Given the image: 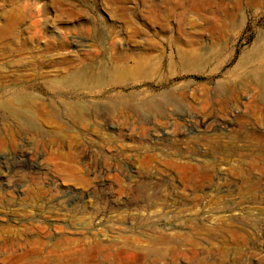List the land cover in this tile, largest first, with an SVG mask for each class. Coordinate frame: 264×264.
Masks as SVG:
<instances>
[{
    "label": "rangeland",
    "instance_id": "obj_1",
    "mask_svg": "<svg viewBox=\"0 0 264 264\" xmlns=\"http://www.w3.org/2000/svg\"><path fill=\"white\" fill-rule=\"evenodd\" d=\"M263 83L264 0H0V264H264Z\"/></svg>",
    "mask_w": 264,
    "mask_h": 264
},
{
    "label": "bare ground",
    "instance_id": "obj_2",
    "mask_svg": "<svg viewBox=\"0 0 264 264\" xmlns=\"http://www.w3.org/2000/svg\"><path fill=\"white\" fill-rule=\"evenodd\" d=\"M190 50V49H189ZM191 51V50H190ZM198 52H199V50H198ZM186 53V52H185ZM197 53V52H196ZM263 52H261V54H262ZM190 54V53H189ZM198 54V53H197ZM184 54H182V56H183ZM194 56V55H193ZM200 56H202V54L200 55ZM184 57H186V54H185V56H183V58ZM188 57H189V55H188ZM197 57H198V55H197ZM205 57V56H204ZM142 58V57H141ZM182 58V59H183ZM187 58V57H186ZM185 60H189V59H185ZM189 62V61H188ZM187 62V63H188ZM186 63V62H185ZM186 63V64H187ZM192 63V62H191ZM120 64H122V63H119V65L118 64H116L115 66H117V67H115V74H114V78H115V82H118L119 84L120 83H125V80H126V78L128 77H130V78H137V77H140V76H142V77H150L151 75H153L156 71H158V72H160L159 71V68H155V70H153V72L151 73V71L152 70H150V69H144L145 68V61H141V60H139L138 62H137V65L135 66V67H133V68H126L125 66H123V64L122 65H120ZM191 65V64H190ZM187 66V65H186ZM182 68H184V67H182ZM188 68V67H187ZM189 69V68H188ZM187 69V70H188ZM161 70V69H160ZM189 70H191V69H189ZM147 71H148V73H147ZM261 73H263V72H261ZM160 77H162V75H159ZM263 76V75H262ZM262 78V77H261ZM260 79V78H259ZM262 80V79H261ZM231 84V83H230ZM229 84V85H230ZM264 84V83H263ZM222 85H224V84H222ZM220 86L221 88L223 87V86ZM226 86L227 87H229L227 84H226ZM230 88V87H229ZM264 88V87H263ZM186 89V88H185ZM235 89V88H234ZM233 90V89H232ZM226 91H230V90H227L226 89ZM222 92H223V89H222ZM225 92V91H224ZM231 92V91H230ZM175 93V92H174ZM178 93H180V92H178ZM183 93V92H182ZM226 93V92H225ZM184 94V93H183ZM161 96H162V94H161ZM165 96V95H164ZM171 96H173V93H172V95ZM176 96H177V94H176ZM180 96V95H179ZM178 96V97H179ZM163 97V96H162ZM161 98V97H160ZM160 98H159V101H160ZM182 98H183V96H182ZM27 99V98H26ZM25 99V100H26ZM165 99H166V96H165ZM168 99H169V97H168ZM24 100V101H25ZM31 100V99H30ZM162 100H164V99H162ZM170 100V99H169ZM168 100V101H169ZM165 101V100H164ZM167 101V102H168ZM29 101H27V103H28ZM32 102V101H31ZM152 102V101H151ZM156 102V101H155ZM158 102V101H157ZM171 101H169V103H170ZM161 103V102H160ZM164 103V102H163ZM157 104V103H156ZM165 104V103H164ZM151 105V104H150ZM155 105V104H154ZM158 105H160V104H157V106ZM162 105V104H161ZM167 105V104H166ZM34 106V105H33ZM151 107V106H150ZM155 106H153L152 108H154ZM160 108V107H159ZM142 109H144V107L142 106ZM161 109V108H160ZM160 109H158V110H160ZM155 110H157V108L155 107ZM157 110V111H158ZM230 129V128H229ZM233 131V130H232ZM249 131V130H248ZM236 137V136H235ZM214 152V151H213ZM147 159V158H146ZM149 160V159H148ZM151 161V160H150ZM145 162H147V161H145ZM144 162V163H145ZM185 162V161H184ZM183 162V163H184ZM187 162H188V160H187ZM181 163V162H180ZM193 163H195V162H193ZM199 163V162H198ZM210 163V162H209ZM151 164L152 163H149V161L147 162V163H145V165L143 166L144 167V169H143V173H145L144 175H145V177H144V180H142V181H140V182H143L141 185H139V187L141 186L142 188H145V189H147L148 188V186H147V184H146V180H148L147 178L149 177V175H150V172H151V168H152V166H151ZM176 165L178 164V163H175ZM189 164H190V161H189ZM189 164H187V166H178L179 168H178V171L180 172V174L179 175H182L181 176V178H183V180H185V181H187V182H190V181H193L194 182V180H197V181H200L199 180V177L200 176H202V175H204V174H199L197 171H196V169H194L193 167H191V166H189ZM201 163H199V165H200ZM183 165V164H182ZM206 165V164H205ZM207 165L209 166L210 164H208V162H207ZM211 165H212V163H211ZM174 166V165H173ZM196 166H198V165H196ZM203 166V168L205 167L204 165H202ZM207 166V167H208ZM212 166H214V165H212ZM198 168V170H199V167H197ZM201 168V167H200ZM202 168V169H203ZM210 168V167H209ZM209 168L207 169V171L209 170ZM213 168V167H212ZM211 168V169H212ZM210 169V170H211ZM201 170V169H200ZM209 170V171H210ZM213 170V169H212ZM135 171V170H134ZM157 171V170H156ZM203 172H204V169L202 170ZM206 171V172H207ZM135 173V172H134ZM139 173V172H138ZM178 174V173H177ZM136 175H137V173H136ZM151 175H152V173H151ZM156 175V174H155ZM179 175H178V177H179ZM206 175V174H205ZM209 175L210 174H208V175H206V176H208L209 177ZM138 176V175H137ZM136 176V177H137ZM143 176V175H142ZM173 176V175H172ZM206 176H203V177H206ZM212 176H213V174H212ZM211 176V177H212ZM132 177V176H131ZM136 177H133V179H131V183L132 184H130V186L131 187H133V186H136V188H138L137 187V181H135V178ZM202 177V178H203ZM150 178H152V177H150ZM180 178V177H179ZM204 180V179H203ZM202 180V181H203ZM210 180H212V178L210 179ZM182 181V180H181ZM192 182V183H193ZM209 182V181H208ZM183 183H184V181H183ZM182 183V184H183ZM192 183L190 184L191 186H192ZM206 183V182H205ZM230 183V182H229ZM195 184V183H194ZM200 184V183H199ZM186 185V184H185ZM196 185H198V183L196 184ZM201 185V184H200ZM193 187H194V185H193ZM133 189V188H132ZM143 199H145V198H143ZM137 200V199H136ZM132 201V200H131ZM141 201H143V200H141ZM126 203H124L125 205H132L133 203L134 204H136L137 206L139 205V204H141V203H139V202H130V201H125ZM145 203V202H144ZM143 204V203H142ZM135 205V206H136ZM140 206V205H139ZM142 206V205H141ZM144 207H146V205H143ZM135 208V207H134ZM137 209V208H136ZM142 209V208H141ZM139 210V209H138ZM222 217V216H221ZM220 217V218H221ZM219 218V219H220ZM226 219V218H225ZM228 219V218H227ZM216 222V221H215ZM223 222V221H222ZM213 223V222H212ZM220 223V222H219ZM218 223V224H219ZM224 223V222H223ZM213 226H214V224H213ZM212 227V226H211ZM170 242H173L172 241V239L167 235V234H161L160 236H158L157 238H155V239H153V241H152V243L154 244V245H157V244H169ZM152 244V245H153ZM104 246L105 244H104V242H98L97 243V247H101V246ZM151 246V245H150ZM96 247V248H97ZM156 247V246H155ZM154 247V248H155ZM164 247V246H163ZM168 247V246H167ZM167 247H165V249H167ZM136 249H138L137 247H135ZM133 250H134V254L135 255H138L139 254V252H136V250L133 248ZM139 250V249H138ZM152 250H156L157 251V256L159 257V258H161L163 255H164V253H165V250L163 251V249H161V250H157V249H152ZM126 250H121V249H119L118 250V252L120 253V252H122V253H124ZM178 251H180V250H178ZM100 252V251H99ZM142 252V251H141ZM182 252V251H181ZM128 253H131L130 251L128 252ZM183 254V253H182ZM176 255H178L177 253H176ZM180 255H181V253H180ZM173 256H175V254L173 255ZM158 258V259H159ZM172 258H174V257H172ZM176 258V257H175ZM141 263V262H140ZM117 264H131V263H129L128 261H124V260H119V261H117ZM134 264H137V262H135ZM212 264V263H211ZM225 264V263H224Z\"/></svg>",
    "mask_w": 264,
    "mask_h": 264
}]
</instances>
